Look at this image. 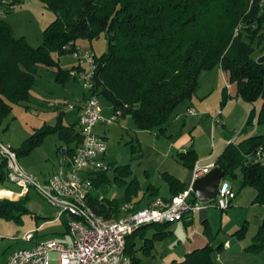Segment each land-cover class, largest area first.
Listing matches in <instances>:
<instances>
[{"label":"trees","instance_id":"1","mask_svg":"<svg viewBox=\"0 0 264 264\" xmlns=\"http://www.w3.org/2000/svg\"><path fill=\"white\" fill-rule=\"evenodd\" d=\"M17 2L19 0H0V6ZM40 2L55 16L44 27L42 42L37 46L23 36H15L9 22L0 16V125L9 107L6 100L14 104L26 100L40 66L53 69L54 79L60 82L68 77L78 81L72 73L80 69L78 63L63 68L58 56L64 51L72 52L77 47V37L91 40L100 34L107 40V49L100 54L94 52L95 71L88 92L98 98L102 95L119 115L131 114L139 129L157 127L164 131L176 106L195 92L201 72L216 63L236 81L237 94L253 105L242 131L252 125L255 102H259L256 123L264 124V51L253 56L251 45L255 41L257 44L264 42V0ZM10 8H6L5 13ZM61 113L55 125H44L26 137L18 148L13 147L17 156L27 153L40 142L42 135L51 131L58 132L66 141L65 152L70 155L82 141V133L77 120L63 123ZM175 157L189 168L198 160L193 147L177 151ZM214 164L230 177L236 176L235 169L238 168L240 187L252 185L255 189L253 201L264 204V132L250 135L238 143L229 142ZM108 169L123 182L131 172L129 163L111 165ZM108 169L93 172L90 176L92 185L108 179ZM5 173L7 169L1 161L0 183L7 180ZM162 174L169 189V196L163 198H171L185 188L184 182L175 175L167 171ZM153 189L151 185L146 191L151 195ZM133 191L135 185H129L128 195ZM191 193L195 196L193 191ZM26 199L25 196L16 200L0 198V217H19L27 210ZM126 201H131L130 197ZM88 203L105 218L115 217L120 212L121 205L116 198L89 196ZM134 204L141 206L139 201ZM169 223L144 224L126 236L124 253L130 256L132 264L136 263L133 253L135 234L152 226L156 228L153 236L145 238L146 242H151L166 234ZM246 227L244 222L235 231L236 235H242ZM263 247L264 217L247 245L250 250ZM214 249L206 243L185 252L183 258L173 264H212Z\"/></svg>","mask_w":264,"mask_h":264},{"label":"rangeland","instance_id":"2","mask_svg":"<svg viewBox=\"0 0 264 264\" xmlns=\"http://www.w3.org/2000/svg\"><path fill=\"white\" fill-rule=\"evenodd\" d=\"M54 16L53 11L45 7L40 0H19L4 14V19L11 25L15 36H23L30 44L37 46L42 42L44 27ZM76 45L91 48L96 54H100L107 49V40L103 34L91 40L77 37ZM251 45L254 47L253 56L264 51V42L257 44L255 41ZM53 56L57 58V54L53 53ZM58 59L63 68H70L77 61L69 51L62 52ZM54 78L53 69L40 66L35 82L29 89L28 98L15 104L6 100L9 107L0 125V139L18 148L31 133L40 130L44 125H55L61 112L63 123L76 120L77 114L72 108L83 100V95L88 93V89L72 77H68L63 82ZM99 102L103 112L106 111L110 103L102 95L99 96ZM187 106L194 108L193 115H185ZM252 107V104L237 94L236 81L231 80L229 74L216 63L212 68L201 72L195 92L187 101L176 106L164 131H159L157 127L139 129L129 113L119 115L110 123L100 121L94 127L97 129L96 133L98 131L99 135H103L106 142L103 161L110 163V166L129 163L131 172L123 182L116 179L113 171L108 169V179L96 182L92 187V194L97 197L116 198L121 205L128 197L132 201L138 198L146 201L148 198L152 200L156 196L169 195L168 182L162 173L167 171L176 177L191 173V168L176 159L175 154L178 149L172 146V142L187 134L188 140L191 139L190 142L197 151L198 158H202L204 162H213L229 142L238 143L250 135L264 132V124L256 123L259 102L254 103L252 125L242 131ZM104 127L107 128L106 134ZM190 142L185 144V149ZM65 145L66 141L58 132H47L27 153L18 155V163L26 172L37 174L42 178L49 176L58 168L61 148H65ZM24 163L30 167L25 169ZM235 171V177L223 175V179L232 186L231 205L221 209L210 202L200 201L205 205L210 204L208 210L213 230H218L219 235L224 237H228L229 229L234 223L237 221L240 223L246 215L256 211L249 206L235 204L234 198L239 193L244 204H248L254 194L252 185L240 187L241 173L238 168ZM12 185L8 179L3 182L4 187H13ZM129 185L131 187L135 185V192L128 195ZM151 185L154 189L150 195L146 189ZM240 190L242 191L239 192ZM249 190L253 192L252 195L249 194ZM36 212L44 215V219L54 216V210L43 208L41 212ZM55 213H58V210ZM31 215L33 221L34 213ZM250 223H253V219ZM64 224L61 219L52 223L50 227L59 231L52 234L57 239L71 241V237L64 231L66 228ZM168 228L172 231L166 233L164 238L155 241L154 249L150 254L145 255L141 250H137L142 257L139 264H155L172 253H177L178 258L181 257L184 251L189 249L193 232L196 231L195 229H200V224L195 221L185 223L178 220L170 222ZM21 232L20 224L12 219L0 217V260L7 257L12 249L27 246L26 241L21 240ZM140 240L139 236L137 244Z\"/></svg>","mask_w":264,"mask_h":264},{"label":"built area","instance_id":"3","mask_svg":"<svg viewBox=\"0 0 264 264\" xmlns=\"http://www.w3.org/2000/svg\"><path fill=\"white\" fill-rule=\"evenodd\" d=\"M15 5L0 6V16L5 14L6 8ZM72 53L80 66L72 73L78 82L90 89L95 71V53L91 48L80 46ZM101 110L98 96L88 92L77 117L82 141L70 155L65 148H61L58 168L45 178L23 170L13 146L0 139V162L5 163L7 179L20 185L23 191L34 188L58 210V215H67L66 225L71 236V241L46 237L32 246L12 249L5 264H132L130 256L124 253L128 234L148 223L188 220L193 213L210 205L200 203L201 200L191 193V185L194 179L215 164L209 162L202 165L197 160L191 166L190 184L171 198L156 196L139 207L132 201H126L120 206L119 214L111 218L95 212L88 203L93 186L90 176L95 171L108 169L110 164L102 159L106 142L104 136L94 131V125L99 121L112 122L119 115L114 111L104 118ZM186 113H194V108L188 107ZM231 191V184L222 177L215 196L205 202L225 209L231 201ZM31 236L32 231L29 230L23 237L28 239Z\"/></svg>","mask_w":264,"mask_h":264},{"label":"crops","instance_id":"4","mask_svg":"<svg viewBox=\"0 0 264 264\" xmlns=\"http://www.w3.org/2000/svg\"><path fill=\"white\" fill-rule=\"evenodd\" d=\"M3 16H4V14H3ZM77 46H79V45H77ZM87 94L88 93H86V94L84 93L83 100L80 101L77 105H74V107L72 108L73 110L75 109L77 117H78L79 108L82 105V103L84 102ZM101 112H102V115L104 118H108L109 116H111L114 113V110H113L112 106L109 104L107 110L103 112V107H102ZM193 114L194 113H192L190 115H193ZM178 115H180V114H178ZM185 115H187V113ZM118 116H117V118H118ZM76 120H77V118H76ZM99 122H97L95 125H97ZM107 123H110V122H107ZM96 130L97 129L94 127V131H96ZM106 132H107V128L104 127V134H106ZM97 134H99L98 131H97ZM190 141H191V139L188 140V136H187V134H185V135H182L181 137L175 139L172 142L173 143L172 146L176 147L178 149L177 151L185 150V147H184L185 144L187 142H190ZM189 147H193L192 142H190V145L187 148H189ZM61 156H62V152H61ZM203 157L205 158V156H203ZM198 161L200 163H202V165L205 163H209V162H204L202 160V158L201 159L198 158ZM29 167H30V165L24 163L25 169H28ZM54 171H55V169L51 173H53ZM179 176L180 177H178V178L184 182V184H185L184 187L186 188L190 184L191 174L188 172L185 176L184 175L183 176L179 175ZM45 177H47V176H43V178H45ZM5 181L6 180H4L3 182H5ZM3 182L0 183V198L6 197V198H9L12 200H16V199L22 198L24 196L27 197V199H26L27 200L26 201L27 210L26 211H23L19 215V217H17V218H5V219H12L16 223L20 224V228L22 231L20 234V235H22L21 240H24L27 243V246H25V247L32 246L36 242L41 241V240L45 239L46 237H54L52 233L53 232H59V231H57L56 229H53V227H50V225L52 223H56L57 221H59L61 219L62 221L65 222L64 225L67 224V215H58L57 213H55L56 208L51 206L44 199V197L40 193H38L34 188L29 187L27 190L23 191L22 188L19 187L20 185H17L15 182L11 181V184H13L12 185L13 187H4ZM91 190H92V188H91ZM91 190H90V196L100 198V197L93 195ZM241 191L242 190H240L239 192H241ZM253 191H254V194H253V192L251 193L249 190V194H251V195L253 194V197L250 199V202L248 204H244V201H242V198L239 196L240 193L234 198L235 204H238V206H244V205L246 207L249 206L250 208H253L256 211H255V213H252L251 215H249V214L246 215L245 218H243L242 221H240V223H239V221L234 223L229 229L230 232L228 234V237H224L223 235H219L218 230L217 231L213 230L212 224L210 222L208 207L202 208V209L196 211L195 213H193V215L190 219L182 220L185 223L186 222L194 223V221H195V223L200 224V229L199 228L195 229L196 231L193 232L194 236L190 239V245H189L190 247H188L189 249L185 250L184 253L189 251V250H192L196 247L203 246L206 243H210L215 248L213 253H212V264H234V263L263 264V262H264V247L261 249H258V250H250L247 248V245L251 242L252 236L256 233V231H258L261 220L264 217V204H260L259 202L253 201V199L255 197V189ZM167 196H169V195H167ZM133 201L134 202L139 201L141 203V206H143V205L148 204L151 200L148 198L146 201H144L143 199L138 198V199L133 200ZM231 204H232V201H230L229 205H231ZM43 208H45L46 210H54V214H53L54 216L48 217L49 219H44L45 218L44 215L36 212V211L41 212V210ZM31 213H34V220L33 221L31 220V216H32ZM40 217H43V219H39ZM251 219H253V223H250ZM179 221H181V220H179ZM243 222H246V224H247L246 230L244 231V233L242 235H240V234L236 235L235 231L241 226V224ZM65 227L66 228L64 231L66 233H68V235L70 236V234L68 232L67 225ZM166 229L168 230L166 233H168L169 231H172V229L170 230L168 228V226L166 227ZM29 230L32 231V236L28 239L24 238L23 234H25ZM148 230L150 231V233H148ZM155 230H156V228L150 226V227H146V228L141 229L139 233L135 234V236L133 238V242H134V252L133 253L136 257V263H134V264H139L141 259H142V257L138 254L137 250H139V251L141 250V252L145 255L150 254L152 252V250L154 249L153 247L155 245L154 244L155 241L160 240L167 235V234H163L162 236H160L158 238H154L151 242H150V240H148V242H146L147 240L145 238L153 236V233ZM139 236H140L141 240H140V243L137 244V240H138ZM58 240H61V239H58ZM61 241H66V240H61ZM10 252H9V254H10ZM9 254H7V256ZM176 254L177 253H172L171 255L167 256V258L165 257V259H161V260L157 261L155 264H173V262L179 261L180 259L183 258V254L179 258L177 257ZM6 260H7V257H5L4 259L1 258L0 264H5Z\"/></svg>","mask_w":264,"mask_h":264},{"label":"water","instance_id":"5","mask_svg":"<svg viewBox=\"0 0 264 264\" xmlns=\"http://www.w3.org/2000/svg\"><path fill=\"white\" fill-rule=\"evenodd\" d=\"M224 171L219 166H212L208 172L194 179L191 189L197 199L206 201L215 196L220 178Z\"/></svg>","mask_w":264,"mask_h":264}]
</instances>
